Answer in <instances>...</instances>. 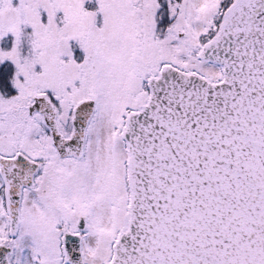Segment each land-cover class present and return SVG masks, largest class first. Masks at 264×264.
<instances>
[{"label": "snow or ice", "instance_id": "snow-or-ice-1", "mask_svg": "<svg viewBox=\"0 0 264 264\" xmlns=\"http://www.w3.org/2000/svg\"><path fill=\"white\" fill-rule=\"evenodd\" d=\"M0 264H264V0H0Z\"/></svg>", "mask_w": 264, "mask_h": 264}]
</instances>
